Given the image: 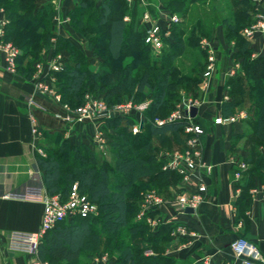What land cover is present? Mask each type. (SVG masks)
<instances>
[{
	"label": "trees",
	"instance_id": "obj_1",
	"mask_svg": "<svg viewBox=\"0 0 264 264\" xmlns=\"http://www.w3.org/2000/svg\"><path fill=\"white\" fill-rule=\"evenodd\" d=\"M205 0H159L165 10L185 19L189 7ZM234 12L222 20L223 37L233 42L234 58L241 57L240 71L224 84L230 101L222 105L223 116L232 114L233 108L248 105L249 125L254 148L264 137V59H251L248 43L239 32L251 22L250 0H239ZM141 4V7H140ZM156 4L144 6L136 0L130 10L125 0H105L98 7L94 0H79L69 12L73 30L85 37L99 59L93 72L88 59L64 38H55V51L65 49L69 61L57 74L56 88L63 103L79 106L84 95L100 96L114 105L127 99L149 101L143 113L146 123L141 132L133 134L132 117L113 116L107 123L113 131L110 149L115 164L98 162L85 145L70 147L66 141L42 157L38 165L44 171V185L50 195H59L65 201L73 184L80 193L98 207L97 216H75L58 223L46 232L37 247L39 259L51 264H89L92 257L107 252L115 257V264H174V259L163 256L165 243L170 240L173 226L161 224L151 232L144 221L136 220L141 194L154 189L169 195L168 186L180 177L162 171L157 155L160 148L171 150L172 145L183 147L184 122L155 126L153 121L165 118L180 100L179 92L197 96L201 74L206 68V54L199 49L202 38H211V30L197 20L187 30L180 24L171 26L172 41L165 40L158 61L149 64L150 50L144 43L140 24L142 12L155 11ZM4 13L3 40L19 49L17 65L26 62L25 72L30 78L33 64L40 52L49 47L53 10L50 4L36 7L35 0H0ZM143 8V11H142ZM142 11V12H141ZM129 15V22L123 20ZM139 21V22H138ZM195 51L194 59L186 70L176 61L186 49ZM149 66V68H148ZM139 68H144L138 78ZM198 123V118L194 119ZM156 142L159 144L156 145ZM251 173L261 180V157L254 153L247 158ZM259 172V173H258ZM124 232V235H123ZM150 250L153 255L145 256Z\"/></svg>",
	"mask_w": 264,
	"mask_h": 264
},
{
	"label": "crops",
	"instance_id": "obj_2",
	"mask_svg": "<svg viewBox=\"0 0 264 264\" xmlns=\"http://www.w3.org/2000/svg\"><path fill=\"white\" fill-rule=\"evenodd\" d=\"M104 1L94 0L95 6L98 7ZM78 2L79 0H35V6L51 5L53 10L51 40L61 37L69 41L87 57L89 69L95 72L99 67V59L93 56L88 37L75 32L70 25L69 12L76 8ZM1 20H5L2 8H0ZM204 39L214 47L216 69L208 90L200 91L199 99L203 101V105L197 110V118L198 125L204 130V134L199 137L202 160L204 164L210 165L212 170L204 177L207 187L205 201L196 212L187 216H173L171 224H167L173 226V229L176 225L183 224L196 233V238L187 243L186 239L174 237L172 229L170 240L165 243L162 254L173 258L174 264H238L229 248L238 238L247 239L255 244L264 258V180L251 173L252 166L247 163L250 155L258 153L260 156L259 147L264 137L256 148L249 143L253 134L249 125L247 104L233 108L230 114L243 113L246 115L245 118L230 125L213 124V119L223 113V103L230 101L224 90V84L227 78L234 77L240 71L242 58L232 56L237 50L233 48V42L228 43L223 37L222 26L217 38H212L211 34L210 39ZM51 40L49 47L40 52L36 62L47 60L53 54L60 53L67 63L68 52L65 49L55 51V42L52 43ZM246 40L247 47L251 50L250 58L264 59V36L256 34ZM232 64H237L238 69L233 76L227 77L225 74ZM25 68L26 62L18 65L16 63L15 73L8 72L4 55L0 53V264H27L35 258L39 259L37 254L28 256L9 251L7 241L11 231L39 230L42 219L40 200L6 197L11 193H22L29 186H39L46 190L44 171L38 165V156L44 157L48 151L66 141L70 147L87 146L99 163L107 161L111 166L115 164V156L110 149L113 131L108 123L98 121L74 129L67 128L54 118V114L60 111L59 106L50 98L36 92ZM185 94L180 90V100L186 96ZM224 96L228 99L224 100ZM30 99L35 102V106L29 104ZM31 117L37 125V136L31 133ZM139 120L141 132L146 123L144 115ZM97 128H100L104 134L105 143L101 146L91 142V135ZM156 145L159 146L157 142ZM171 148V150L160 148L158 160L162 161V154L177 149L178 146L173 144ZM108 157H111V160H108ZM234 161L246 162L249 169L239 183L232 184ZM261 163L262 168L259 172L264 176L262 157ZM195 183L193 180L190 184L183 185L179 180L175 185H169L167 188L169 195L163 196L172 198L181 193H190L196 189ZM252 189L257 190L255 198L250 194ZM236 190H239L238 195ZM170 211L163 208L160 217L165 219L172 216ZM149 251L146 250L144 255L149 256L146 254ZM150 252L153 255V252Z\"/></svg>",
	"mask_w": 264,
	"mask_h": 264
},
{
	"label": "built area",
	"instance_id": "obj_3",
	"mask_svg": "<svg viewBox=\"0 0 264 264\" xmlns=\"http://www.w3.org/2000/svg\"><path fill=\"white\" fill-rule=\"evenodd\" d=\"M125 2L131 10L136 0H125ZM142 3L144 6H148V3L145 1ZM250 3L252 5L251 22L239 32L245 39H250L256 34L264 36V0H250ZM123 20L128 21L129 15H126ZM6 23V20L0 21V53L4 55L7 71L15 73L16 58L19 50L12 43L2 40ZM180 23L181 18L176 13L165 10L160 4L155 6L153 13L146 8L140 17V24L144 32V43L151 52H161L165 40L172 41L171 26ZM51 41L53 43L55 39L53 38ZM199 43L201 49L206 54V68L200 76V89L205 92L210 86L216 69V55L213 45L207 40L202 38ZM65 65L66 62L63 55L55 53L47 60L36 62L30 77L36 92L50 98L59 106L60 111L54 114L56 120L67 128L74 129L87 124H94L98 121L107 123L115 115L127 116L132 117L134 120L131 132L133 134L140 132L139 118H142L143 113L148 109V100L136 102L130 98L121 103L109 105L100 96L86 93L83 102L79 106L71 107L63 103L56 84L58 82L57 74L65 68ZM237 69L238 65L232 64L225 75L231 77L236 73ZM223 99L227 100L228 98L224 96ZM29 104L36 105L31 99L29 100ZM202 105L203 101L201 99L183 96L165 118H156L153 121V124L158 127L165 124L184 122L183 133L185 139L183 147L162 154L161 169L162 171L173 172L179 175L180 183L183 185H188L195 180L196 189L190 193L174 195L172 198H166L156 190H148L142 193L136 220L144 221L151 232H155L161 224H171L173 216H187V209H191L193 211L192 214H194L205 201L207 187L204 177L211 173L212 167L204 164L202 160L199 137L204 134V130L194 122L197 114L195 117L191 116L192 108L198 110ZM245 117L246 115L243 113L229 116L219 115L213 119V124L215 126L230 125ZM30 120L32 123L31 133L37 136L36 122L32 117ZM91 142L96 146H101L105 143L104 134L100 128H97L91 135ZM39 153L42 154L41 151ZM259 153L264 161V139L259 147ZM232 166L234 169L231 183H239L248 171L249 166L244 161H234L232 162ZM238 192L239 190H236V195L239 194ZM250 194L255 198L257 190L252 189ZM6 197L19 200L38 198L42 205V219L39 230L35 232L11 231L8 235L7 245L9 251L28 256H35L37 254V247L43 236L58 223L75 216H97L99 213L97 205L91 202L87 195L79 192L77 183L72 185L65 201H62L61 197L57 194L50 195L43 187L39 186H29L22 193H11L7 194ZM163 208L170 209L172 216L162 219L160 213ZM172 235L186 239L187 243L194 240L197 236L195 232L190 231L183 224L176 225L172 231ZM229 248L238 264H264V258L259 248L247 239L238 238L230 244ZM146 254L152 255L150 251ZM115 259V256H111L109 253L101 252L95 254L89 264H115ZM27 264L51 263L35 258Z\"/></svg>",
	"mask_w": 264,
	"mask_h": 264
},
{
	"label": "rangeland",
	"instance_id": "obj_4",
	"mask_svg": "<svg viewBox=\"0 0 264 264\" xmlns=\"http://www.w3.org/2000/svg\"><path fill=\"white\" fill-rule=\"evenodd\" d=\"M149 4H159V0H144ZM239 0H205L204 2H197L192 4L189 7V13L185 19H181V25L187 30L192 26L197 20L201 21L205 27H209L212 33V38H217L219 35L220 26L222 20L232 14L235 10L234 7L239 5ZM200 42V41H199ZM199 49L201 50L200 43ZM195 51L191 48H187L184 55L179 58L176 63L184 69H188L191 61L194 59ZM161 57V52L155 53L150 52L149 55V64H152L155 61H158ZM149 68V66H148ZM144 68H139L138 78L143 73ZM201 84V83H200ZM201 91V89H200ZM187 98L199 99L201 93L197 96L187 95ZM111 160V157L107 158ZM124 235V232H123ZM113 256H117V253L114 252ZM93 258V257H92Z\"/></svg>",
	"mask_w": 264,
	"mask_h": 264
},
{
	"label": "water",
	"instance_id": "obj_5",
	"mask_svg": "<svg viewBox=\"0 0 264 264\" xmlns=\"http://www.w3.org/2000/svg\"><path fill=\"white\" fill-rule=\"evenodd\" d=\"M196 114H197V109H196V108H192V110H191V116H192V117H195ZM186 213H188V214H192L193 211H192L191 209H187V210H186Z\"/></svg>",
	"mask_w": 264,
	"mask_h": 264
}]
</instances>
